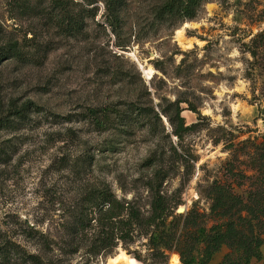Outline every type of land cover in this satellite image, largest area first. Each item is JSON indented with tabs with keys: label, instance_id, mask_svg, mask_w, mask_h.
<instances>
[{
	"label": "rangeland",
	"instance_id": "374dc122",
	"mask_svg": "<svg viewBox=\"0 0 264 264\" xmlns=\"http://www.w3.org/2000/svg\"><path fill=\"white\" fill-rule=\"evenodd\" d=\"M111 1L61 0L81 21L69 33L37 16L58 14L53 0H0V264H200L223 224L212 186L246 201L263 186L264 0L163 20L169 0H120L115 17ZM101 191L145 217L152 191L184 208L160 227L177 247L135 227L111 255H88L71 229Z\"/></svg>",
	"mask_w": 264,
	"mask_h": 264
},
{
	"label": "trees",
	"instance_id": "16d2710c",
	"mask_svg": "<svg viewBox=\"0 0 264 264\" xmlns=\"http://www.w3.org/2000/svg\"><path fill=\"white\" fill-rule=\"evenodd\" d=\"M210 0H169L157 8V16L163 20L168 15L182 19H195L198 9L204 2ZM120 0H112L108 5V11L113 13L116 5ZM53 12L41 10L37 16H41L54 26L64 27L70 33L81 27V21L73 17L68 6L61 0H53ZM29 7V6H26ZM38 7H33L30 12ZM28 15V12L25 13ZM14 56L20 55V51L11 46L10 52ZM1 53V57L4 56ZM184 128V119L179 118V130ZM263 186L250 193L248 200L233 193L230 187L216 182L211 188V213L219 221L223 222L219 226L215 235L206 241L203 251V258L200 264H211L216 254L222 246H229L232 252L225 256L221 264H251L253 260L262 259V247L264 246V174L258 177ZM88 202L92 204L94 212L83 213L75 218V227H72V234L91 241L90 256H109L118 247L119 242L131 240V234L135 227L141 229L146 235H151L152 240L165 243V248L173 249L177 246L172 242H165V238L170 231L161 229V225L166 226L171 216L180 220L184 215H175L167 205V200L158 192H151V212L145 217L140 208L134 202H121L107 191L92 193L88 196ZM93 214V217H92ZM92 217V218H91ZM91 222V223H90ZM95 223L94 231L92 230ZM126 228H129L128 231ZM186 225L183 226L182 232L185 231ZM93 231V234L90 233ZM90 232V233H89ZM160 234V236H159ZM171 238H174L171 236ZM38 260L34 257V260ZM4 261L3 256L0 258ZM35 260V261H36ZM36 263H40L36 261Z\"/></svg>",
	"mask_w": 264,
	"mask_h": 264
},
{
	"label": "crops",
	"instance_id": "0c3cea01",
	"mask_svg": "<svg viewBox=\"0 0 264 264\" xmlns=\"http://www.w3.org/2000/svg\"><path fill=\"white\" fill-rule=\"evenodd\" d=\"M261 251H262V259L261 260H253L251 264H264V246L262 247V250ZM120 254L121 253H119L116 258H112V259H117ZM215 258H214V260H215ZM112 259L110 260V262H108V264H114V263H112ZM214 260L211 262V264L214 262Z\"/></svg>",
	"mask_w": 264,
	"mask_h": 264
},
{
	"label": "water",
	"instance_id": "95a60500",
	"mask_svg": "<svg viewBox=\"0 0 264 264\" xmlns=\"http://www.w3.org/2000/svg\"><path fill=\"white\" fill-rule=\"evenodd\" d=\"M178 213H179V214H183V213H185V209H184V208H180Z\"/></svg>",
	"mask_w": 264,
	"mask_h": 264
},
{
	"label": "bare ground",
	"instance_id": "6f19581e",
	"mask_svg": "<svg viewBox=\"0 0 264 264\" xmlns=\"http://www.w3.org/2000/svg\"><path fill=\"white\" fill-rule=\"evenodd\" d=\"M153 73V70L152 69H150L149 70V75H151Z\"/></svg>",
	"mask_w": 264,
	"mask_h": 264
}]
</instances>
